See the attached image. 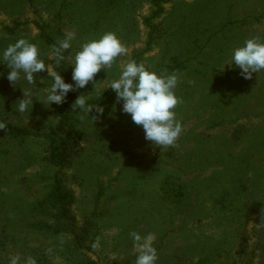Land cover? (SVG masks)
<instances>
[{
	"label": "rangeland",
	"instance_id": "obj_1",
	"mask_svg": "<svg viewBox=\"0 0 264 264\" xmlns=\"http://www.w3.org/2000/svg\"><path fill=\"white\" fill-rule=\"evenodd\" d=\"M68 32L76 36L63 52L67 83L84 43L112 32L126 49L96 75L95 89L90 82L49 105L47 71L33 84L23 73L16 85L7 80L2 53L21 39L58 74L54 47ZM252 38L264 42V0H0V264L14 256L19 264H135L133 233L141 244L153 236L156 264H264V71L246 80L227 66ZM132 60L179 76L183 130L174 146L146 141L109 89ZM24 92L33 105L21 113ZM80 95L103 115L74 110ZM64 140L73 155L54 166L50 147ZM57 175L74 196L83 248L69 233L39 228L55 225L40 204Z\"/></svg>",
	"mask_w": 264,
	"mask_h": 264
},
{
	"label": "clouds",
	"instance_id": "obj_2",
	"mask_svg": "<svg viewBox=\"0 0 264 264\" xmlns=\"http://www.w3.org/2000/svg\"><path fill=\"white\" fill-rule=\"evenodd\" d=\"M75 36V32L66 33L65 38L54 47L57 63L64 59L63 52L71 47ZM125 52V47L112 32L84 43L74 57L73 83H66L60 74L51 72L50 67L46 69L44 61L39 58L37 46L23 39L9 45L3 51L2 59L10 69L7 80L13 85L17 84L21 73L29 84H33L35 74L47 71L48 75L53 77V83L47 89L46 102L49 105H62L70 92L84 89L90 82H94L95 89L99 83L95 82L96 75L106 68H111L116 58ZM227 66L238 68L242 78L252 79L253 73L264 71V42L259 38L246 40L243 46L233 50L231 63ZM178 82L179 76L176 73L158 74L132 60L121 67L119 78L110 82L109 89L115 92L117 102H122V113L130 115L132 122L143 128L145 140L166 148L175 145L183 130L182 124L175 118V109L180 102L175 93ZM16 104L17 110L23 113L33 105V98L24 92V98ZM73 109L86 113L95 110L100 116L104 113V108L100 105L93 107L87 104L86 95H80L75 100ZM100 116L93 118L97 120ZM132 238L140 249L135 264H156L157 251L151 246L153 236L145 237L143 244L139 243V234L133 233ZM19 260V256L11 257L10 264H19ZM26 264H35V261L29 257Z\"/></svg>",
	"mask_w": 264,
	"mask_h": 264
},
{
	"label": "trees",
	"instance_id": "obj_3",
	"mask_svg": "<svg viewBox=\"0 0 264 264\" xmlns=\"http://www.w3.org/2000/svg\"><path fill=\"white\" fill-rule=\"evenodd\" d=\"M43 38L52 44H55L49 37L45 36L43 33ZM64 56V53H63ZM55 70L58 74H60L65 82H68V73L66 71V68L64 66V60L57 63V60L55 61ZM68 96H71V98H74V94H69ZM66 119H68V116L66 114ZM15 135L17 136H27L29 135L28 131L16 129L13 131ZM71 140H64L60 144H52L50 154L48 157L49 162L58 167H63L64 164L72 157V150L73 146L70 145ZM74 203V196L71 192L65 190L62 186V180L57 175L54 181V184L52 186L51 192L43 203L40 204V207L46 212L47 215H50L53 219L55 225H50L49 223H42L40 224L39 228L42 230L51 231L53 233H69L72 236H74L76 246L78 248L84 247V237L83 235H78L75 223L74 215L72 214L71 206ZM38 227V226H37ZM82 232V231H81Z\"/></svg>",
	"mask_w": 264,
	"mask_h": 264
}]
</instances>
